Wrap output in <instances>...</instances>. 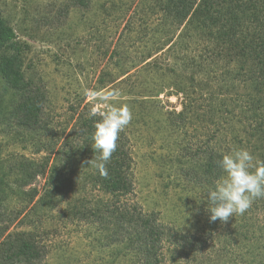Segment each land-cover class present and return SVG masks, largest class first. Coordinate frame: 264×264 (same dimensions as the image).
Listing matches in <instances>:
<instances>
[{
	"label": "rangeland",
	"instance_id": "obj_1",
	"mask_svg": "<svg viewBox=\"0 0 264 264\" xmlns=\"http://www.w3.org/2000/svg\"><path fill=\"white\" fill-rule=\"evenodd\" d=\"M156 1L89 0L83 9L76 0H0V12L21 44L25 77L43 96V119L55 138L71 137L79 107L97 114L104 110L84 97V89L120 90L117 105L127 104L133 115L123 130L133 157V191L127 200L156 213L163 225L212 238L203 258H182L171 264H264V199L255 200L245 214L227 222H211L205 193L210 189L188 174L182 150L206 141V136L200 137L206 129L198 127L203 132L197 133L196 126L185 134L169 126L168 112L180 111L182 103L172 88L173 79L186 82L188 77L180 73L176 50L160 32ZM220 92L230 93L228 97L238 102L229 107L233 115L225 112L224 121L213 128L218 152L224 155L244 148L264 160V127L246 118L251 117L252 90L236 82L224 84ZM17 102L0 79V162L14 155L42 162L47 153L36 154L32 145L36 139L18 128L10 115ZM258 115L264 117V109ZM68 169L67 200L73 195L109 198L86 184L83 164ZM44 184L45 177H38L26 191L36 188L41 193ZM26 202L24 197L12 200L10 209L16 212ZM64 205L31 213L25 226L20 224L23 215L10 231L37 232L45 253L43 264H132L123 245L111 242V232L93 222L65 219Z\"/></svg>",
	"mask_w": 264,
	"mask_h": 264
},
{
	"label": "trees",
	"instance_id": "obj_2",
	"mask_svg": "<svg viewBox=\"0 0 264 264\" xmlns=\"http://www.w3.org/2000/svg\"><path fill=\"white\" fill-rule=\"evenodd\" d=\"M88 1L76 0L77 7L86 8ZM155 8L160 32H165L166 44L176 50L180 73L188 77L186 82L173 79L172 88L182 98L181 110L169 111L167 120L185 134L196 126L193 131L197 133L203 132L198 127L206 129L205 135L198 134L206 136V141L185 145L182 152L189 163L188 174L211 189L222 176L216 163L222 154L214 143L218 135L213 128L224 121L231 103L238 102L228 97L230 93L222 95L221 86L247 85L253 95L251 117L246 118L264 127V117L258 115L264 109V0H157ZM23 61L21 44L0 12V79L18 98L10 115L18 128L36 139L32 144L36 154L47 153L42 162L24 155L0 162V264H43L45 253L38 233L10 230L21 216L20 224L25 226L31 213L48 212L62 204L65 219L93 222L100 230L111 232V242L123 245L132 264L203 258L210 248V236L187 235L163 225L156 213H147L127 200L133 191V157L125 131L107 165V178L89 163L98 155L92 149V133L99 114L92 116V110L79 107L71 137L55 138L53 128L43 119V96L26 79ZM173 71L176 77L177 69ZM79 163L84 165L86 184L108 199L73 195L67 200L68 168ZM41 176L45 177L41 193L36 188L26 191ZM22 197L27 205L13 212L11 201Z\"/></svg>",
	"mask_w": 264,
	"mask_h": 264
},
{
	"label": "clouds",
	"instance_id": "obj_3",
	"mask_svg": "<svg viewBox=\"0 0 264 264\" xmlns=\"http://www.w3.org/2000/svg\"><path fill=\"white\" fill-rule=\"evenodd\" d=\"M83 95L94 105L104 106L92 133V149L98 155L89 163L107 178V165L117 150L120 133L132 121V111L125 103L117 105L121 96L119 89L86 88ZM96 114L94 109L90 113L92 116ZM216 163L222 176L205 192L207 211L211 222H227L230 217L245 214L255 200L264 199V160L240 148L222 155Z\"/></svg>",
	"mask_w": 264,
	"mask_h": 264
}]
</instances>
